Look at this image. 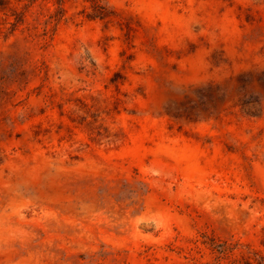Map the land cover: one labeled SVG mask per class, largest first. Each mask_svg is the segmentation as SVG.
Segmentation results:
<instances>
[{
    "label": "rangeland",
    "instance_id": "rangeland-1",
    "mask_svg": "<svg viewBox=\"0 0 264 264\" xmlns=\"http://www.w3.org/2000/svg\"><path fill=\"white\" fill-rule=\"evenodd\" d=\"M102 4L0 0V264L264 255V0Z\"/></svg>",
    "mask_w": 264,
    "mask_h": 264
},
{
    "label": "trees",
    "instance_id": "trees-1",
    "mask_svg": "<svg viewBox=\"0 0 264 264\" xmlns=\"http://www.w3.org/2000/svg\"><path fill=\"white\" fill-rule=\"evenodd\" d=\"M7 4H11V0H3ZM91 3L93 8V17H105L106 16V8L102 4V0H86ZM18 3H23V12H19L17 7H10L12 14L10 16H14V22L11 23L13 29L19 25L24 23L25 21V13L29 10V8L34 4V0H17ZM6 14V13H5ZM7 15V14H6ZM51 23L58 21V15H50L49 17ZM48 29H44V35L48 34ZM202 244L207 246L208 249L214 254L213 264H219L222 260L229 259L234 257L235 251L241 248L240 243H231L227 240H222L217 237H206ZM244 264H264V255L257 250L248 248L247 255H244ZM239 260L237 258L232 259V264H237Z\"/></svg>",
    "mask_w": 264,
    "mask_h": 264
}]
</instances>
